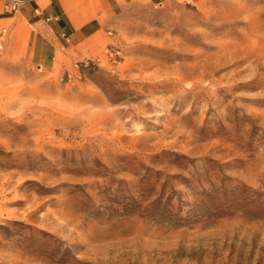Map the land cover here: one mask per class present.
I'll use <instances>...</instances> for the list:
<instances>
[{"label": "rangeland", "instance_id": "374dc122", "mask_svg": "<svg viewBox=\"0 0 264 264\" xmlns=\"http://www.w3.org/2000/svg\"><path fill=\"white\" fill-rule=\"evenodd\" d=\"M120 14L93 59L0 49V264H264V0Z\"/></svg>", "mask_w": 264, "mask_h": 264}, {"label": "crops", "instance_id": "0c3cea01", "mask_svg": "<svg viewBox=\"0 0 264 264\" xmlns=\"http://www.w3.org/2000/svg\"><path fill=\"white\" fill-rule=\"evenodd\" d=\"M168 1L29 0L18 12L7 13L0 0V33L8 31L4 45H11L19 57L41 69H58L76 56L93 59L123 9Z\"/></svg>", "mask_w": 264, "mask_h": 264}, {"label": "built area", "instance_id": "2783aa9c", "mask_svg": "<svg viewBox=\"0 0 264 264\" xmlns=\"http://www.w3.org/2000/svg\"><path fill=\"white\" fill-rule=\"evenodd\" d=\"M5 2V11L7 13H16L18 12L22 6L29 0H3ZM8 34L7 30H2V32L0 33V49L4 48V42H5V38ZM116 55L120 56V52H115ZM112 56L114 54H111Z\"/></svg>", "mask_w": 264, "mask_h": 264}, {"label": "trees", "instance_id": "16d2710c", "mask_svg": "<svg viewBox=\"0 0 264 264\" xmlns=\"http://www.w3.org/2000/svg\"><path fill=\"white\" fill-rule=\"evenodd\" d=\"M172 198L169 197L168 200L166 201V203L164 204V209L166 210L163 214H167L168 216L166 217L167 219H169L170 221H173V220H178V221H181L183 219H180L178 217H176V213H174L175 211V207L174 205L172 204ZM159 203V200H155L153 203H151L152 206H156L158 205Z\"/></svg>", "mask_w": 264, "mask_h": 264}, {"label": "bare ground", "instance_id": "6f19581e", "mask_svg": "<svg viewBox=\"0 0 264 264\" xmlns=\"http://www.w3.org/2000/svg\"><path fill=\"white\" fill-rule=\"evenodd\" d=\"M69 3V2H68ZM67 9V8H66Z\"/></svg>", "mask_w": 264, "mask_h": 264}]
</instances>
